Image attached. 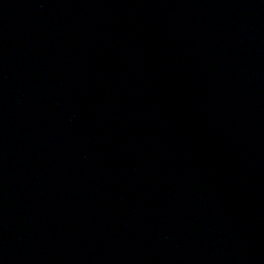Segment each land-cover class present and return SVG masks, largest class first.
I'll list each match as a JSON object with an SVG mask.
<instances>
[{"label":"water","instance_id":"obj_1","mask_svg":"<svg viewBox=\"0 0 264 264\" xmlns=\"http://www.w3.org/2000/svg\"><path fill=\"white\" fill-rule=\"evenodd\" d=\"M0 264H264V0H0Z\"/></svg>","mask_w":264,"mask_h":264}]
</instances>
